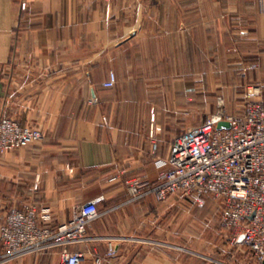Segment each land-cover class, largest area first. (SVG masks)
Here are the masks:
<instances>
[{
    "label": "crops",
    "instance_id": "obj_1",
    "mask_svg": "<svg viewBox=\"0 0 264 264\" xmlns=\"http://www.w3.org/2000/svg\"><path fill=\"white\" fill-rule=\"evenodd\" d=\"M22 1L0 0V117L46 137L0 154V196L8 191L10 209L35 206L47 228L98 199L81 264H177L160 248L162 221L165 229L177 223L178 199L133 202L121 181L155 182L174 141L150 116L140 127L139 108L157 106L138 96L145 81L166 80L163 93L175 97L177 79L203 74L212 38L264 60V0H27L25 11ZM111 71L117 84L106 88ZM198 206L186 211L191 223L209 216L212 202ZM8 207L0 202V218ZM59 253L9 264H59Z\"/></svg>",
    "mask_w": 264,
    "mask_h": 264
},
{
    "label": "built area",
    "instance_id": "obj_2",
    "mask_svg": "<svg viewBox=\"0 0 264 264\" xmlns=\"http://www.w3.org/2000/svg\"><path fill=\"white\" fill-rule=\"evenodd\" d=\"M27 7L28 1H22L21 10ZM116 84L117 76L111 71L104 86ZM221 122L230 126L219 128ZM45 137L39 128H23L10 117H0V154L42 143ZM157 166L161 171L155 182L124 180L131 201L153 196L165 202L180 196L201 204L205 198L214 199L222 224L231 230L232 244L248 248V264H264V98L260 88H249L241 114L220 111L187 127ZM98 202L78 205L72 217L56 228L40 226L39 219L48 217H39L33 205L11 209L0 226V264L31 254L42 256L53 249H60L59 264H81L85 254L79 246L88 241L89 228L101 216Z\"/></svg>",
    "mask_w": 264,
    "mask_h": 264
},
{
    "label": "rangeland",
    "instance_id": "obj_3",
    "mask_svg": "<svg viewBox=\"0 0 264 264\" xmlns=\"http://www.w3.org/2000/svg\"><path fill=\"white\" fill-rule=\"evenodd\" d=\"M224 44V41L211 39L208 62L200 65L204 68L203 74L188 80L177 79L178 93L175 97L163 93L169 81H145L147 94L138 96L139 101L146 105L154 103L157 108L151 112L139 108L136 122L140 123V127L148 129L146 120L150 116L151 120H156V124L161 122L166 134L175 138L187 127L197 125L220 111L228 115L241 114L251 87L260 88L264 98V60L238 56ZM198 66L195 65L196 68ZM184 87H187L186 93L182 92ZM124 180L127 179H121ZM0 197V202L8 207L11 201L8 191H2ZM174 198L178 199V220L170 229H165L168 224L162 221V254L177 260V264L249 263L248 248L242 244H232L231 230L222 224L220 208L214 199L203 200L205 203L212 202L209 216L191 223L188 212L192 216L200 208L199 204L180 196ZM4 215L0 220L4 219ZM169 232L171 237L168 239L166 236Z\"/></svg>",
    "mask_w": 264,
    "mask_h": 264
},
{
    "label": "water",
    "instance_id": "obj_4",
    "mask_svg": "<svg viewBox=\"0 0 264 264\" xmlns=\"http://www.w3.org/2000/svg\"><path fill=\"white\" fill-rule=\"evenodd\" d=\"M223 126H225V127H229L230 125H229V123H226V122H221V123L218 125L219 128H221V127H223ZM243 240H244V237L242 236V237L240 238V242H243Z\"/></svg>",
    "mask_w": 264,
    "mask_h": 264
}]
</instances>
